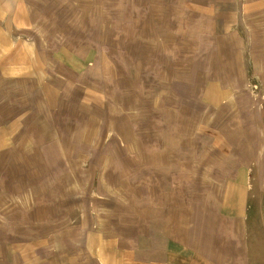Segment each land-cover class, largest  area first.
<instances>
[{
	"label": "rangeland",
	"instance_id": "rangeland-1",
	"mask_svg": "<svg viewBox=\"0 0 264 264\" xmlns=\"http://www.w3.org/2000/svg\"><path fill=\"white\" fill-rule=\"evenodd\" d=\"M258 1L0 0V108L18 62L38 110L0 146V264H264Z\"/></svg>",
	"mask_w": 264,
	"mask_h": 264
},
{
	"label": "crops",
	"instance_id": "crops-1",
	"mask_svg": "<svg viewBox=\"0 0 264 264\" xmlns=\"http://www.w3.org/2000/svg\"><path fill=\"white\" fill-rule=\"evenodd\" d=\"M254 1L256 4H258L257 2H259L258 0H254ZM20 66H21V64L18 62H15V64H13V65L8 64V67H10V69L5 71L4 75H3L4 104H3V107L0 108V132H2L3 135H2V139H0V146L3 148L4 151H6V150L11 151V148L18 147V146L22 145V143H19V138H18V137H21L20 132H22V131H27V132L38 131V129H37L38 110H37V107H35L34 105L32 106L31 101H32L33 97L29 96L31 93H27L24 90H22L20 70L18 69ZM69 70H70V65H69V61H68L67 73H65V76L68 78L73 76V74H71ZM23 100H25V102H27L25 104L26 106L23 105ZM59 101L60 100L57 99L56 101L53 102V105H58ZM63 112H66V113H64L65 117H66V123L68 121H71V119L69 118L68 110H64ZM54 128L57 129L58 127H54ZM29 136L31 139L30 134H29ZM36 140H37V137H36V134H34L33 146L37 145ZM29 143H30L29 145L32 146V142L29 141ZM11 153H12V151H11ZM3 171H5V170H3ZM110 221L113 223L114 220L111 219V220H109V222ZM15 223H17V224H14L13 226L16 229L19 228L18 231L23 229V227L25 230H26V228H31V226L33 225L32 222H30L31 223L30 226H27V225L23 226V224H21V221L20 222L17 221ZM75 226H77L76 229L79 233L86 232L83 228V227H85V224H83V220L78 221L77 225H75ZM40 227H43V226H40ZM66 227H67L66 228L67 233L69 234V232H70L69 222L66 223ZM18 231L14 232L15 236L18 235ZM29 233L31 235L33 234V236L32 237L30 236L31 238L29 239L31 242H33L32 241V240H34L33 238H36L38 236L39 232L32 233V228H31ZM20 234H22V232H20ZM84 235H86V234H84ZM66 237H67V235H66ZM21 238H22V236H21ZM65 239L62 236V240L64 241ZM192 240L195 241L194 239H192ZM199 244H202V242H199ZM94 251H95V249H94ZM68 253H69V251L67 252V254ZM93 253L94 254L90 253L91 254L90 256L93 255L92 256L93 258H95L96 260L97 259L99 260L98 254H96V252H93ZM37 255L35 257H39ZM214 255H216L219 258H223V259H226V257L229 258V255H225V254L220 253V252L214 253ZM74 256H76V254H74ZM33 257H34L33 253L31 252L29 258H33ZM41 257H45V256H41ZM56 257H58V255H56ZM36 264H38V261L36 262Z\"/></svg>",
	"mask_w": 264,
	"mask_h": 264
},
{
	"label": "bare ground",
	"instance_id": "bare-ground-1",
	"mask_svg": "<svg viewBox=\"0 0 264 264\" xmlns=\"http://www.w3.org/2000/svg\"><path fill=\"white\" fill-rule=\"evenodd\" d=\"M100 247V246H99ZM109 257V256H108ZM106 260V259H105ZM107 262V261H106Z\"/></svg>",
	"mask_w": 264,
	"mask_h": 264
}]
</instances>
